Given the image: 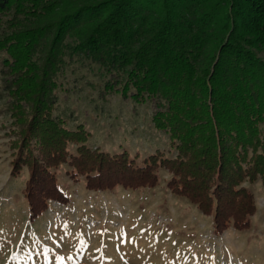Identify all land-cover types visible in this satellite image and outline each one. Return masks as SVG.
Returning <instances> with one entry per match:
<instances>
[{"label": "trees", "instance_id": "trees-1", "mask_svg": "<svg viewBox=\"0 0 264 264\" xmlns=\"http://www.w3.org/2000/svg\"><path fill=\"white\" fill-rule=\"evenodd\" d=\"M262 52L264 0H0V113L20 132L11 176L24 175L28 222L70 202L58 179L67 164L90 190L165 180L216 232L250 228L244 183L264 181ZM77 61L98 66V100L146 104L168 143L132 150L122 133L93 145L86 122L56 113L61 76Z\"/></svg>", "mask_w": 264, "mask_h": 264}, {"label": "rangeland", "instance_id": "rangeland-1", "mask_svg": "<svg viewBox=\"0 0 264 264\" xmlns=\"http://www.w3.org/2000/svg\"><path fill=\"white\" fill-rule=\"evenodd\" d=\"M99 71L80 61L69 65L60 79L56 113L70 114L73 126L86 122L93 145L117 144L122 133V143L132 150L168 143L146 104L135 111L119 94L98 100L94 85ZM94 101L103 103V111ZM117 121L126 131L118 129ZM19 136L13 118L0 113V264H264L262 179L244 183L251 185L256 204L251 227L216 232L211 215L174 194L165 180L154 188L90 190L63 164L59 185L70 202L52 201L44 214L28 222L24 175L11 176ZM29 171L24 164L25 175Z\"/></svg>", "mask_w": 264, "mask_h": 264}]
</instances>
